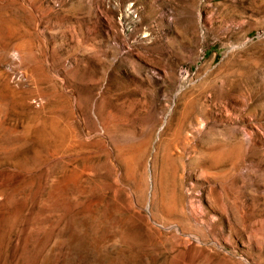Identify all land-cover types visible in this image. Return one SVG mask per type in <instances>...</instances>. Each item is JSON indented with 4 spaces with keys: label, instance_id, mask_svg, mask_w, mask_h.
<instances>
[{
    "label": "rangeland",
    "instance_id": "374dc122",
    "mask_svg": "<svg viewBox=\"0 0 264 264\" xmlns=\"http://www.w3.org/2000/svg\"><path fill=\"white\" fill-rule=\"evenodd\" d=\"M0 264H264V0H0Z\"/></svg>",
    "mask_w": 264,
    "mask_h": 264
},
{
    "label": "bare ground",
    "instance_id": "6f19581e",
    "mask_svg": "<svg viewBox=\"0 0 264 264\" xmlns=\"http://www.w3.org/2000/svg\"><path fill=\"white\" fill-rule=\"evenodd\" d=\"M56 116V115H55ZM52 118H54V117H52ZM50 120H51V122H50ZM50 120H49V122L47 123V125L46 126H48L49 124L51 125H49V128H51V130L53 131V133L52 134H55V140L57 139V141H56V144H58V146H60L61 145V139H62V136H64L63 134L65 133H63V127L61 128L56 122H55V120L54 119H51L50 118ZM46 121H48L47 119H46ZM44 125V124H43ZM45 126V125H44ZM45 126V127H46ZM168 129V128H167ZM125 129H122V131H124ZM169 130V129H168ZM175 130H177V129H174L173 130V133H174V131ZM180 130V129H179ZM177 131V132H180V131ZM119 132V131H118ZM162 132V131H161ZM119 134V133H118ZM121 135V134H120ZM170 135H173V134H171V132H170ZM175 135H176V132H175ZM127 136V135H126ZM125 135H123L122 134V137H121V141H122V144H123V149H124V152H128V154H130L131 152H132V150H133V148H134V145L132 146L129 142H128V138L126 137ZM179 136H180V134H179ZM178 136V137H179ZM120 137V136H119ZM174 137V136H173ZM172 137V138H173ZM168 138V137H167ZM166 138V139H167ZM170 138V137H169ZM172 138H171V141H172ZM179 140V139H178ZM167 141V140H166ZM170 141V142H171ZM177 141V140H176ZM169 142V143H170ZM116 143V142H115ZM165 143V142H164ZM55 144V145H56ZM117 144V143H116ZM120 144V143H119ZM57 146V145H56ZM119 146V148H121V145H118ZM168 146V145H167ZM170 146H172V144H170ZM171 148V147H170ZM170 150V149H169ZM224 150H226V149H223V150H221V151H219V150H212L211 152H209L208 153V155H209V160H208V167H213L214 165H217V163L219 162V161H221L222 162V160L224 159V158H226L227 157V154H228V151H224ZM119 151H121V150H119ZM118 151V152H119ZM134 151H136L135 149H134ZM227 152V153H226ZM137 152H135V153H133V154H135V156L137 155L136 154ZM119 154V153H118ZM121 154H123V151H122V153ZM127 154V155H128ZM170 154V153H169ZM129 158V157H128ZM132 158H133V155H132ZM133 161H134V159H133ZM167 161V160H166ZM128 163V162H127ZM220 163V162H219ZM218 163V164H219ZM130 164H132V163H130ZM127 166H129V165H127ZM130 167H133V166H130ZM134 168V167H133ZM128 171V170H127ZM74 172V171H73Z\"/></svg>",
    "mask_w": 264,
    "mask_h": 264
}]
</instances>
